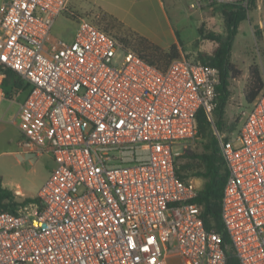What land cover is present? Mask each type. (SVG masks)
I'll list each match as a JSON object with an SVG mask.
<instances>
[{
	"label": "built area",
	"instance_id": "2783aa9c",
	"mask_svg": "<svg viewBox=\"0 0 264 264\" xmlns=\"http://www.w3.org/2000/svg\"><path fill=\"white\" fill-rule=\"evenodd\" d=\"M8 0L0 67L28 86L18 110L20 151L52 167L36 196L0 212V264H228L207 231L200 190L176 171L177 146L203 110L227 168L220 214L238 264H264V87L232 132L212 115L218 68L179 57L165 69L69 7ZM248 9L250 0H194ZM66 14L71 41L52 36Z\"/></svg>",
	"mask_w": 264,
	"mask_h": 264
},
{
	"label": "rangeland",
	"instance_id": "374dc122",
	"mask_svg": "<svg viewBox=\"0 0 264 264\" xmlns=\"http://www.w3.org/2000/svg\"><path fill=\"white\" fill-rule=\"evenodd\" d=\"M193 1L70 0L69 7L77 15L89 19L119 40H130L140 35L160 46L176 41L181 48V56L199 60L200 55H209L215 46L212 41L203 38V33L207 31L223 33L224 24L215 6L203 4L201 7L192 8L190 4ZM256 15L264 22V0L255 1L246 19L253 24V28L259 29L260 36H256L255 40H248V56L238 54L232 58L236 66L244 73L231 80L224 130L231 125L236 130L243 120L242 111L248 108L243 94L246 82L244 75L248 70L247 63L259 64L264 74V42L259 39L262 35L264 36V24L263 28H260L258 21L253 22ZM242 27L244 34L250 36L247 21L242 23ZM203 142L201 136L198 138L196 136L194 142L187 148L181 149V146H177L180 154L176 158V165H186L187 169L182 170V173H188L199 186L202 185V180L194 175L199 167V161L193 155L202 151ZM52 165V160L47 155L35 157L26 154L22 163L4 176V182L12 189L19 188L25 197L35 196ZM170 262L178 264L177 261L170 260Z\"/></svg>",
	"mask_w": 264,
	"mask_h": 264
},
{
	"label": "trees",
	"instance_id": "16d2710c",
	"mask_svg": "<svg viewBox=\"0 0 264 264\" xmlns=\"http://www.w3.org/2000/svg\"><path fill=\"white\" fill-rule=\"evenodd\" d=\"M256 0H250L248 9L243 7L231 6L226 4L214 5L220 12L224 32L207 31L203 33V38L214 43V48L209 55H200L199 60L204 64L218 68L220 81L216 87L215 100L212 109L214 125L217 129L232 132L234 127L231 125L225 128V112L230 97L231 80L241 75V70L231 60V49L234 38L238 32V25L248 17V12L255 5ZM256 36H260L259 29L255 27ZM117 39V38H116ZM119 40V39H118ZM124 47L131 49L148 63L159 69H165L169 63L181 57L178 45L172 43L167 47H162L144 36L136 35L130 40H119ZM12 85L21 90L24 86L23 81L17 77L11 69L0 67V86ZM264 87V78L259 64L253 62L248 68V77L245 83L243 94L245 101L251 103ZM197 138L202 137V151L193 155L199 161V167L194 175L202 180V185L198 192L195 202L202 207V220L207 231H216L222 236V245L227 256L228 264H238L230 248V239L225 230L220 214V201L222 190L227 178V168L223 157L219 152V146L212 129V123L208 120L206 113L199 110L196 115ZM178 176L182 179L189 177L186 165H176ZM31 198L18 199L17 195L2 186L0 182V212H15L19 205L32 200Z\"/></svg>",
	"mask_w": 264,
	"mask_h": 264
},
{
	"label": "crops",
	"instance_id": "0c3cea01",
	"mask_svg": "<svg viewBox=\"0 0 264 264\" xmlns=\"http://www.w3.org/2000/svg\"><path fill=\"white\" fill-rule=\"evenodd\" d=\"M6 1L8 0H0V16L3 11L2 9L3 4ZM167 21L169 20L167 19ZM245 21L248 22L250 36H247L243 32L244 29L242 27V23ZM256 21L259 22L258 23L259 27L263 28L264 22L259 20V16L257 15L256 17H254L253 22L255 23ZM75 29H76L75 21L72 18L68 17L66 14H62L54 22V25L52 28V36L53 38H56V39H63L65 41H71L73 39ZM254 30H255V27L253 28V24L250 23L249 20H243L238 25V32L234 38L233 46L231 49V60L234 64L236 62H234L232 58L235 55H238V54H241V55L245 54L246 56L249 55V52L247 51V43L249 42L248 40H255L256 34ZM170 33L172 32L170 31ZM259 39L262 40V42H264L263 35ZM172 43L177 44L176 41H172ZM169 45L170 44L165 45V46L161 45V46L167 47ZM178 48H179L180 54H182L181 48L179 46ZM250 64L251 63H247L248 68ZM239 69L242 72L241 75H243L244 73L243 70L241 68ZM260 69H261V66H260ZM261 72H262V69H261ZM262 75L264 78L263 73ZM247 77H248V70H247V74L244 75V78L246 81H247ZM24 86H26V84H24ZM27 93L28 92L25 87H23L21 90H18L12 85V83L6 85L5 87L0 86V182L3 187L13 191L17 195V198L21 200L27 197L23 196V192L19 188L12 189L11 187H8L4 182V176L10 173L14 168L19 166L22 163L26 155L20 151V147L18 145V141L20 139L21 134L18 129L17 114H18L20 104L25 100ZM48 174L46 176H48ZM35 196H30L28 198L35 197Z\"/></svg>",
	"mask_w": 264,
	"mask_h": 264
}]
</instances>
